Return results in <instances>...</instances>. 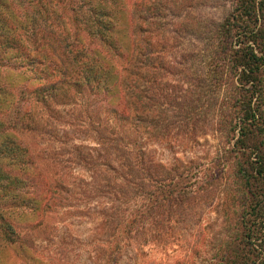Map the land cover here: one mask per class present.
<instances>
[{
    "label": "trees",
    "instance_id": "1",
    "mask_svg": "<svg viewBox=\"0 0 264 264\" xmlns=\"http://www.w3.org/2000/svg\"><path fill=\"white\" fill-rule=\"evenodd\" d=\"M203 3L214 16L172 61L170 50L191 28L178 0H0V262L7 247L25 251L30 230L42 226L40 217L12 214L52 207L65 182L43 166L29 137L49 135L53 116L81 101L97 109V125L79 115L64 128L88 130L97 142V156L79 159L95 167L93 180L103 175L113 205L111 214L105 205V217H130L128 228L171 217L197 192L205 169L201 162L186 168L180 150L209 132H220L228 147L206 170V186L237 165L242 202L261 207L264 193L251 183L264 182V0ZM170 141L176 162L151 149ZM241 214L243 254L228 248L217 264H264V253L256 259L250 249L262 231Z\"/></svg>",
    "mask_w": 264,
    "mask_h": 264
},
{
    "label": "rangeland",
    "instance_id": "2",
    "mask_svg": "<svg viewBox=\"0 0 264 264\" xmlns=\"http://www.w3.org/2000/svg\"><path fill=\"white\" fill-rule=\"evenodd\" d=\"M178 2L186 5L182 19L191 28L180 33L181 47L170 50L172 61L181 60L185 50L192 49L191 45L195 43L192 35L200 33L194 28L215 13L204 5L203 0ZM175 81L171 82L172 86L178 85ZM93 110L97 109L89 107L85 101L78 102L64 113L53 116L47 129L49 135L29 137L30 146L39 158H43L40 160L43 166L52 175H57V181L65 182L60 186L62 190L52 207L43 208L36 215L30 211H26V215L18 211L12 214L11 217H40L42 226L32 233L30 230L25 251L17 246L7 247L4 250L6 260L0 264H108V259L110 264H217L223 261L228 248L237 251L235 255L243 254L238 250L237 237L243 232V217L238 215L244 212L248 213L246 225L253 232L262 231L257 242L253 239L257 247H250L255 258L259 259L260 252L264 253V222L258 224L261 220L257 217H263L264 203L258 207L257 200L253 199L244 205L243 186L236 175L237 165H232L233 168L221 175L215 185L206 186V170L219 161L220 149L228 147L227 138L220 132L200 136L192 146L187 145L186 140L180 150L184 152L182 155L176 152L175 144V149L171 148L175 143L171 141L156 143L151 148L162 160L176 162L179 155L186 168L190 167L189 162H201L205 167L200 173L197 192L181 207H173L171 217H146L136 228L127 227L130 217H105V205L109 208L108 214L112 213L113 205L105 199L103 175L93 180L95 167L87 160L79 159V154L97 156V142L88 130L64 128L79 115L93 119ZM100 115L101 124H104V111ZM93 120L97 125L98 121ZM251 184L253 192L264 193L263 181ZM43 191L46 193V188ZM254 208L256 212H252ZM241 261L239 257L236 262Z\"/></svg>",
    "mask_w": 264,
    "mask_h": 264
}]
</instances>
